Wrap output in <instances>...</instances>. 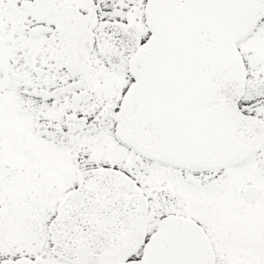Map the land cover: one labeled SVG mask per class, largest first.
<instances>
[{"label":"snow or ice","instance_id":"obj_1","mask_svg":"<svg viewBox=\"0 0 264 264\" xmlns=\"http://www.w3.org/2000/svg\"><path fill=\"white\" fill-rule=\"evenodd\" d=\"M0 264H264V0H0Z\"/></svg>","mask_w":264,"mask_h":264}]
</instances>
